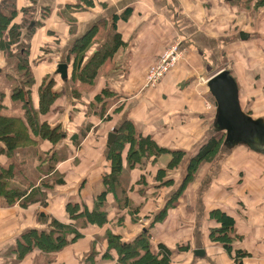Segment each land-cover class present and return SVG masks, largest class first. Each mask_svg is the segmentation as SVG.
<instances>
[{"label": "crops", "instance_id": "crops-1", "mask_svg": "<svg viewBox=\"0 0 264 264\" xmlns=\"http://www.w3.org/2000/svg\"><path fill=\"white\" fill-rule=\"evenodd\" d=\"M32 1L15 0L18 11L33 8L30 24H37L26 38L34 81L30 103L37 108L39 85L45 77L52 79L58 95L49 112L39 118L62 132L63 138L54 145L36 138L35 147L0 158L13 165L17 184H34L39 195H44L43 206L39 202L4 206L0 200V264H115L116 255L111 249L106 251L105 242L92 243L107 228L123 242L148 230L151 253L158 252V244L164 245L170 251V264H234V250L246 254L242 264H264V149H219L211 162L199 166L192 181L184 180L189 159L214 131L216 109L205 97L206 81L222 67L236 82L241 110L264 119V9L254 17L223 0ZM112 17L121 45L100 65L92 83L70 81L73 57L67 66L68 80L61 79L57 65H67L70 46L95 31L84 65L108 41ZM18 18H22L20 13ZM252 20L256 28L251 31L247 28ZM240 32L248 38L241 40ZM2 40H9L7 32ZM173 49L178 59L169 72L148 85L146 76L156 61ZM222 61L228 66L221 67ZM5 64L0 50V84L5 82L3 77L16 79L12 71L3 70ZM2 103L10 107L7 90ZM17 109L9 113L17 115ZM125 122L168 151L145 162L142 159L124 176L125 196L134 215H127L122 202L115 203L122 198L120 192L115 201L107 195V224L80 230L81 236L61 252L43 257L34 249L17 262L14 243L23 232L44 227L36 220L40 213L68 221L67 204L92 209L109 170L107 136ZM87 124V136L74 149L70 137ZM126 150L121 155L123 167ZM46 151L65 156L54 163L53 170L62 176V185L53 179L47 187L40 184L47 176L38 173V166L44 171L47 164H39V155ZM173 151H182L184 157L177 167L168 169ZM161 171L164 176L158 180ZM157 207H163L162 220L156 218ZM214 210L233 221L232 231L238 238L231 253L210 237V231L220 227L218 218L211 215ZM196 250L203 254L195 256ZM92 251L96 254L88 259Z\"/></svg>", "mask_w": 264, "mask_h": 264}, {"label": "trees", "instance_id": "trees-1", "mask_svg": "<svg viewBox=\"0 0 264 264\" xmlns=\"http://www.w3.org/2000/svg\"><path fill=\"white\" fill-rule=\"evenodd\" d=\"M33 1L35 2V0ZM224 3L233 6L237 11L248 12L254 17L257 16L259 10L264 9V0H224ZM19 13L22 17L20 20L19 18L17 19ZM32 17V7L23 8L18 11L15 8V0H2L0 3V50L4 53L6 61L3 70L8 69V71H12L16 78L11 77L7 83L1 82L0 84V158L4 157L8 159L19 150L35 147L36 138L47 140L52 145L63 138L62 132L57 128H50L46 122L41 121L39 118L49 112L50 106L57 98L58 94L53 91L54 81L52 79L45 77L44 81L39 85L37 89V108L33 109L30 103V86L33 85L34 81L30 73V65L28 64L29 44H27L26 38L30 37L37 26L36 23L30 24L33 19ZM111 21L108 31V41L102 46V49H97L84 65L86 53L93 45L92 39L95 31L86 33L70 46L69 52H67L66 63L68 65L70 57H73L71 82L79 81L91 84L100 65L110 58L115 53L117 47L121 45L116 33V18L112 17ZM5 32L8 34L9 40L7 41L2 40ZM21 33L24 35L22 34L21 36ZM221 70L227 69L222 67ZM228 72L231 75L230 71ZM64 79L67 81V76ZM5 90L9 92L10 107L4 106L2 103ZM205 97H208L214 103L209 92H207ZM95 100L98 101L99 97ZM16 108L19 110L17 115L9 113L15 111ZM96 117L100 119V116ZM88 131L89 125L87 124V126L81 127L77 134L70 137L74 149L87 136ZM114 132L116 134L115 140L107 148L105 155L106 160L110 162L109 170L104 177L102 176V192L93 202L92 209L88 210L86 207L67 204L64 210L68 215V221H58L40 213L36 220L44 224V227L41 229L33 228L23 232L14 243L12 251L16 256L17 262L34 249L38 250L43 257L61 252L81 236L80 230L93 225L102 227L107 224L106 215L108 213L104 210L107 195H111L115 201L118 199L117 191L120 192L122 198L115 201V203L120 204L122 202L123 209L127 215H134L128 197L125 196L127 178L124 176L135 164H142L143 158L146 159L152 156L156 158L160 154H164V152L168 153V151L158 147L149 136L136 133L129 122L121 124ZM224 140L225 133L223 131H213L212 135L198 149L196 154L189 159L184 178L185 182L188 183L193 180V173H196L202 163L211 162L218 150L221 149ZM125 149H127L125 157L126 165L123 167L121 155ZM171 153L176 154L177 157L171 158V161L168 163V169L177 167L184 157L182 151H173ZM49 155H51L50 152L46 151L39 157L41 164H47L43 167L45 170H41L47 176V180L41 179L40 184L47 187L48 182L53 179L55 184L62 185V176L60 175L59 177L57 172L53 170L54 163L65 159V156L58 157L53 154L48 157ZM163 176L164 171H161L157 173L156 177L158 180H161L160 178ZM15 178L16 173L13 165L10 163L4 164L0 160V200L2 205L11 206L16 202H20L19 204L22 206H26L27 203L36 202H39L42 206L44 205V195H39L38 191L33 187L34 184H17L14 181ZM182 188L180 186L178 193L181 192ZM160 214L156 218H162ZM211 215L218 218L220 222L218 230L210 231L211 239L218 241L226 252L231 253L233 249L232 243L238 238L234 234V231H232V219L225 213L218 212L217 210L212 211ZM149 236L148 230H145L136 234L131 241L123 242L120 240L119 235L107 228L102 237L95 236L92 243L101 244L105 242L108 248H106V251L111 249L116 255L115 264H170V251L164 245L158 244V252L156 254L151 253ZM93 244H91L92 247L95 246ZM94 254H96L94 251L90 252L88 259L92 258ZM105 254L106 252L102 257ZM243 257H246L245 253L234 250V264H242L241 260Z\"/></svg>", "mask_w": 264, "mask_h": 264}, {"label": "water", "instance_id": "water-1", "mask_svg": "<svg viewBox=\"0 0 264 264\" xmlns=\"http://www.w3.org/2000/svg\"><path fill=\"white\" fill-rule=\"evenodd\" d=\"M241 40L248 38V34L240 32ZM66 64L57 65V73L61 78L67 76ZM206 88L214 100L216 119L213 130L223 131L225 140L223 149H233L239 145L251 149H264V119H252L245 114L239 105L238 88L235 80L227 70H220L206 81ZM114 133L107 136V147L115 140ZM221 146V148H222ZM200 250L194 251L195 256L202 255Z\"/></svg>", "mask_w": 264, "mask_h": 264}, {"label": "built area", "instance_id": "built-area-1", "mask_svg": "<svg viewBox=\"0 0 264 264\" xmlns=\"http://www.w3.org/2000/svg\"><path fill=\"white\" fill-rule=\"evenodd\" d=\"M177 59L178 55L175 54L174 49L161 56L158 61H156V65L147 74V84L154 85L157 81L162 79L169 72Z\"/></svg>", "mask_w": 264, "mask_h": 264}, {"label": "rangeland", "instance_id": "rangeland-1", "mask_svg": "<svg viewBox=\"0 0 264 264\" xmlns=\"http://www.w3.org/2000/svg\"><path fill=\"white\" fill-rule=\"evenodd\" d=\"M223 1H224V0H223ZM244 15H245V14H244ZM251 22H253V20H252ZM255 25H256L255 22H253L252 25L250 26V28H247V29L252 31V30H254ZM240 26L242 27L243 25H240ZM241 27H240V29H241ZM255 28H256V27H255ZM222 63H223V64H222ZM222 63L220 64L221 67H222V66H225V67L228 66V65L226 64L225 61H222ZM0 77H1V79H2L1 73H0ZM3 78H4V81H5V82H3V83H4V84L7 83L8 80H7L5 77H3ZM251 118H252V119H255V120H258V116H257V118H253V117L251 116ZM239 146H241V147H245L244 145H239ZM258 148H259V146H258V147H252L251 149H258ZM221 149H223V146H222ZM224 149H225V148H224ZM240 149H244V148H240ZM259 149H260V148H259ZM166 151H167V150H166ZM164 153H166V152H164ZM160 155H162V154H160ZM169 156H171V158H173V157H177V155L174 154V153H173V154L170 153ZM39 157H40V155H39ZM146 160H147V158H146V159L143 158V161H144V162H145ZM39 164H40V162H39ZM39 170L41 171L40 167L38 166V173H39ZM197 170H198V169H197ZM193 174L195 175V173H193ZM27 179H28V180H31L32 178L28 175ZM171 204H172V203H170L169 205H171ZM172 207H173V206H172ZM161 208H163V207H160V208L157 207L156 213H158V214L161 213V212H160ZM157 211H158V212H157ZM161 211H163V210H161ZM163 217H164V216H162V218H160V220H162ZM114 223H115V222H114ZM114 225H115V224H114ZM110 228H111V226H110ZM36 260H37V259H36ZM15 262H16V261H14V262H12V263H15ZM37 262H38V260H37Z\"/></svg>", "mask_w": 264, "mask_h": 264}]
</instances>
